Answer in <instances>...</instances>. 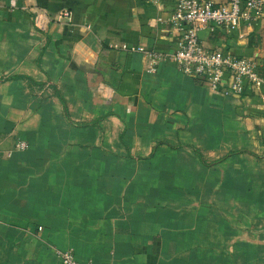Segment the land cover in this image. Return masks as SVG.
I'll return each instance as SVG.
<instances>
[{"label":"crops","instance_id":"0c3cea01","mask_svg":"<svg viewBox=\"0 0 264 264\" xmlns=\"http://www.w3.org/2000/svg\"><path fill=\"white\" fill-rule=\"evenodd\" d=\"M8 1L0 264H61L56 248L95 264H264V84L223 93L169 60L174 0ZM199 39L264 78V13ZM114 41L164 56L146 71Z\"/></svg>","mask_w":264,"mask_h":264},{"label":"built area","instance_id":"2783aa9c","mask_svg":"<svg viewBox=\"0 0 264 264\" xmlns=\"http://www.w3.org/2000/svg\"><path fill=\"white\" fill-rule=\"evenodd\" d=\"M156 4L160 0H147ZM12 9L16 6L14 0L8 1ZM264 13V0H174L168 18L177 30L174 47L166 53L169 60L174 62L182 72L189 76L200 77L213 89L223 93L240 94L247 87L254 84H264V78L257 75L253 59L245 56H236L219 48L204 47L199 39L203 28H212L221 25L226 28H235L240 22L249 23ZM62 16L67 11L62 10ZM47 18L36 13L34 24L44 29ZM85 26L88 27V24ZM111 47L127 51H139L146 61L145 70H155L157 61L164 56L162 52L151 48H144L138 44L126 42H111ZM27 146L25 140L16 138L14 149H23ZM10 150L6 154H10ZM55 254L61 264H95L91 260H78L71 248H56Z\"/></svg>","mask_w":264,"mask_h":264},{"label":"trees","instance_id":"16d2710c","mask_svg":"<svg viewBox=\"0 0 264 264\" xmlns=\"http://www.w3.org/2000/svg\"><path fill=\"white\" fill-rule=\"evenodd\" d=\"M19 77L23 78L27 85L33 83L32 80L27 76L20 75Z\"/></svg>","mask_w":264,"mask_h":264},{"label":"rangeland","instance_id":"374dc122","mask_svg":"<svg viewBox=\"0 0 264 264\" xmlns=\"http://www.w3.org/2000/svg\"><path fill=\"white\" fill-rule=\"evenodd\" d=\"M8 8L10 9V7L8 6ZM31 23H32V20H31V22L30 23H28V26L30 27V26H32L31 25ZM0 61H1V56H0Z\"/></svg>","mask_w":264,"mask_h":264}]
</instances>
